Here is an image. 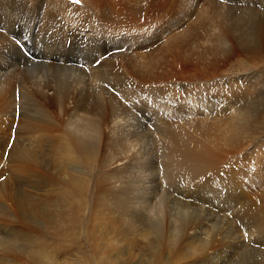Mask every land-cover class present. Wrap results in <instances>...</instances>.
<instances>
[{"label": "bare ground", "instance_id": "bare-ground-1", "mask_svg": "<svg viewBox=\"0 0 264 264\" xmlns=\"http://www.w3.org/2000/svg\"><path fill=\"white\" fill-rule=\"evenodd\" d=\"M83 2L81 8L66 0H0V221L8 226L15 223L11 210L25 227L23 232L0 231V264H13L15 257L22 256L35 264H56L46 244L36 248L33 243L42 233L54 235L66 223L75 230L80 227L77 230H84L89 240L80 264H93L100 254L104 258L105 251L96 247L92 232L86 229L98 227V218L92 223L89 219L86 226L83 219L89 198L103 213L99 219L110 221L106 234L114 240L113 249L124 243L144 246L140 264H156L167 245L175 251L181 246L176 234L183 236L186 231L190 240L179 249L189 256L186 264H224V255L219 260L218 252H209L210 239L199 241L190 232L191 224L203 231L199 221L200 226L194 221H175L173 212L167 213L165 233L158 230L156 234L138 221H129L132 200L144 207V202L157 198L159 190L155 194L153 190L159 183L144 178V184L132 187L136 184L131 180L133 167L126 164L143 144L146 120L140 107L146 103V88H162L158 97L168 99L167 103L185 101L161 115L163 124L157 135L162 145L159 158L165 167L162 181L182 182L185 195L200 199L241 196L245 206L239 213L254 224L250 225L254 237L264 236V208L258 202V198L264 200V194L255 193L250 199L256 200L250 203L247 196L252 192L242 189L249 169L243 163L253 155L252 162L264 159L263 153L256 154L264 146V87L250 88L257 74L247 67L264 63V0H206L198 15L191 17L189 36L162 38L163 46L160 42L157 50L140 55L125 51L131 43L123 33L130 25L142 26L143 15L144 21L150 20L154 9L162 16L176 3L182 7L190 0ZM234 3L237 5L230 12L226 7ZM69 40L71 47L66 50L63 46ZM53 49L58 53L51 59L48 55ZM111 50H118L115 58L106 55ZM175 66L178 71L157 73ZM174 70L180 74L178 80H173ZM231 71L249 79L250 84L236 87L231 80L229 88H222L216 79L224 82L228 74L216 79L209 76ZM123 72L125 76L120 74ZM207 77L211 79L204 81ZM184 82L190 83V96L184 99L166 90ZM164 108V104L158 105L160 114ZM128 115L133 145L124 125ZM171 115L183 120L175 122ZM199 136L207 140L199 141ZM256 138L258 142L249 151L246 141ZM113 164L118 169L107 171ZM263 165L255 171L262 178ZM47 186L58 192L33 194ZM162 189L159 194L164 193ZM101 260L102 264H115L106 257Z\"/></svg>", "mask_w": 264, "mask_h": 264}, {"label": "rangeland", "instance_id": "rangeland-1", "mask_svg": "<svg viewBox=\"0 0 264 264\" xmlns=\"http://www.w3.org/2000/svg\"><path fill=\"white\" fill-rule=\"evenodd\" d=\"M66 2L69 5H76L81 8H82V5L84 4L83 0H78V2H73V0H66ZM204 2H206V0H200V1L190 0L188 4H183L182 7L181 5L175 6L178 4L176 3L175 5L172 6V8L164 12L163 13L164 15L161 14L162 16H160V11L158 9H154L153 15L152 14L150 15L151 17L150 20L144 21V15H143L142 26L130 25L129 27L130 29L127 32L123 33V36L127 37V43L128 42L131 43L130 47H128L127 50L125 51L127 52V54L140 55L141 53L143 54L148 50L149 51L157 50L158 48L157 46L160 42H161L160 45L163 46L164 44L163 39L166 37H170V36L173 37V36H180V35L189 36L190 35V24L193 23V19L191 17L195 18L198 15V12L200 11L199 6L204 5ZM236 5L237 4L234 3V4H231L230 6H227L226 8L230 12H232ZM67 29H69V26H66L65 30L68 31ZM83 34L87 36L90 35L89 33H85V32H83ZM68 43H69L68 45L63 46L65 47L66 50H69L71 47L70 40ZM110 43L112 45V42ZM228 48H231V45L228 46ZM131 50H132V53H130ZM117 51L118 50H114V51L111 50L106 55L109 54L111 58H115L114 56H116ZM135 51H138L140 53L135 52ZM57 53L58 51L53 49V51L49 53L48 57L51 59L55 58L57 57ZM78 54L80 55L81 53H78ZM154 54L156 55L157 53H154ZM36 55H37V51L33 53L32 58H35ZM49 58L45 60L48 62H51V59ZM230 64H231V61H230ZM247 67L248 69L255 70V74H257L255 78L257 80H253V84H250L249 79H246L247 81H245L243 76L236 74V72L234 71H231L229 73H222V74L220 73L217 75L211 73L209 76H212V77L214 76L213 79H216L215 77L228 74L224 82L223 81L221 82L220 79H216L222 88H229L228 83L231 80H234V84H236L235 85L236 87H244V84H245L244 82H246L245 85L250 84V88H253V86H255V88L259 86V89L263 88L264 87V83H263L264 82V63L260 65V67H256V68H254L251 65L250 66L248 65ZM119 68L121 69V67ZM174 68L176 69V71L179 70V67L176 68L175 66L169 71H167L166 69L165 70L159 69L160 71L159 72L157 71V73H161V72L169 73V72H172ZM120 71H122V69ZM242 71L244 70L242 69L241 72ZM120 74L125 76V72L120 73ZM176 74L177 73H175V70H174L173 80L175 78L177 80L180 78L179 77L180 74L178 73L177 76ZM209 79L211 78L207 77L204 81H208ZM176 82L177 81H175V83ZM192 83H198V82H192ZM180 84L181 83H177L175 87H173L174 89H166V88H163V89H166L171 93L177 92V96L178 97L182 96L183 99L185 98V96H190V83L188 86L186 85L187 82H184V84H181L182 86ZM160 89L153 88V87L146 88V94H147L145 98L146 103L145 105H143V107H140V111L143 113L142 119L146 120V122L143 123V128H145V134H143V138H142L143 142H141V144L142 143L143 144L137 148L139 150L138 153L137 152L133 153L130 156L129 160H127L128 162L126 165L132 164L131 167H133L132 172H131V175H132L131 180L133 181V183H136V184H133L132 187L136 186L137 183L138 185L139 184L142 185V183L144 184L143 181L145 178L146 181L148 182L151 181L152 184H154V182L159 183L153 190L154 194H155V190L157 189L161 191V188H163L162 192L163 190L165 191L163 194L161 192L159 194V191H158V195L156 194L157 198L155 200H152L151 201L152 203L144 202V207L141 202L136 203L138 202L137 200L135 201L132 200V204L130 208L131 212L129 213L127 218L129 219V221L130 220L138 221L139 225L143 228H148V227L151 228V233H155L158 230H160L162 233H165V229L166 227H168V223H167L168 221L166 222V220H168L167 213L173 212L175 216L173 217V219H175V221L176 220L179 221L180 219L187 220L189 223L191 221L192 222L194 221L193 223L197 224L198 226H200L203 223L202 224V226H204L203 231H197L194 228V224L193 225L191 224L190 229H189L190 232L193 234L196 233L197 234L196 238L199 241H204V239L205 240L210 239L209 240L210 242L209 252L212 254H216V255H218L219 253V255H221L219 257V260L224 255L225 257L224 264H259L262 261L264 262V236H262L263 235L262 234L259 237L258 236L254 237L255 235L252 234L253 229L251 227L254 224H252L249 220H246L244 218V215L242 216L239 213L240 211L238 210V209L244 208L245 199L235 194H233L232 196H227L224 199L223 197L222 199H217L215 197H212L211 195H209V197L207 196L208 198L204 197V199H200L196 195H193V197H190V196L185 195L184 192H182L183 190H185V186L182 184V182H176L174 184H171L170 183L171 181L169 180V178L168 180L170 182L162 181V179L165 178V176L163 175L165 167L164 165H162L163 161L159 158L160 152H162L160 148L162 145L160 146V142L158 143L159 139L157 135V132H158L157 129H159L160 125L163 124L161 115H163L165 110L170 107L179 108L180 106L185 104V101L173 99V103L171 105V103H167L168 99L158 97V93ZM157 104L165 105V108L161 114L158 111ZM67 105L71 106V103L69 102L67 103ZM132 115H133V110L131 111V117ZM172 120L180 123L181 121L179 120H183V119H179L178 117L173 116ZM129 123H130V115H128L126 118V121H124V125L126 126L129 139L132 140L130 141L131 142L130 144L132 143L136 144L135 142H133V139L131 137L132 127L128 125ZM59 134L60 132L58 131L56 135H59ZM195 140L197 141V139ZM205 140H207V137L199 136V141L204 142ZM258 140L259 138H256L253 141H250V139L247 140L246 144L249 145L247 149L249 151H252L253 144L257 143ZM262 141H264V138L262 139ZM263 144L264 143H262V145ZM140 148L144 151H142ZM6 149H7V146L5 147V150ZM258 152L259 153H256V154L259 155L263 153L264 155V146L261 148L258 147ZM233 153L235 154V151H232L230 153L229 158L232 159L233 155L231 154ZM101 155L104 156V154L102 153ZM252 159H254V155L252 156L251 160ZM251 160L248 161L247 163L245 162L243 163V165L248 166L249 169L247 170L248 177L246 179L243 178V180L244 179L245 180H244V185L242 189L245 188L244 191L248 190V192H252L250 193L251 195L248 194L247 202H250L251 200H252L251 202H254L256 199H250V198H255L256 194H259V195L264 194V178H262L263 175L261 172L259 175L255 172L257 169V166L260 167L263 164L264 159L261 158L259 163L254 160L252 162ZM2 162L3 164H5L4 159L2 160ZM83 168L85 169L83 170V172L86 171L87 177H88L90 175L88 173L89 172L88 168L85 165L83 166ZM114 169L116 170L118 169L117 164H113L112 168L108 169L107 171L109 172L112 170L115 171ZM98 171L100 172L99 169L94 170V172H98ZM124 174H126L128 178H130L127 172L126 173L124 172ZM5 178H7V175L3 177V180H5ZM155 178L157 179L159 178L158 181ZM11 180L13 182L14 181L20 182L15 179H11ZM161 181H162V185L160 184ZM30 184L32 183H29L28 185ZM58 188L55 189V187L47 186L45 188H42L38 192H35L34 190L33 194L43 196V195H46V193L58 192ZM29 190L32 191L30 187H29ZM148 198L150 199V197ZM260 200L261 199L258 198V202L260 206L264 208V200L262 201ZM85 204L88 205V207H85L84 208L85 210L83 211V219L84 221H86L85 226L88 225L89 219L92 218L91 219V223H92L95 216L98 218V224H97L98 227L90 226V227H87L86 229H89V231L92 232V240L94 241V244L96 245V247L100 250L105 251L104 258L106 257V260L109 262L111 261L110 259H112L111 262L115 261V264H140L142 257H143V250L145 251L144 246L141 245L139 242L131 243V244L124 243V245L120 244L117 246V248L113 249V247L110 246V244L113 243L114 240L112 239L111 236L106 234V232H109L110 221L99 219V217L103 216L101 215L103 213L99 211L100 209H96L95 205H97V203L93 201V198H89L88 202H86ZM139 204L141 205L139 206ZM136 205L139 207L137 208ZM94 210L98 211V214L94 213ZM236 211H238V213ZM10 213H12L15 223H11L8 226L9 223L3 222L4 220H1L0 221L1 234L3 233V230L11 231V233L14 232L15 230H22L23 232V229H25V227L20 217H16V215L11 210H10ZM176 225L174 226L176 227V229H178ZM63 226L65 228L56 231L58 235L56 233H54V235H48L47 233L45 234L42 233L39 237L35 238L36 240H34L33 245L36 248H40L41 244L43 243L46 244L45 247L46 249L48 248V251L50 253H52V256L54 257V261H56V264H80L79 261H81V258L83 256L87 255L85 253H87V250L90 247L87 245L89 240L87 239L86 232L84 230L83 231L77 230L80 227H78L75 230L72 227H69L67 223L64 224ZM179 233L176 234V237L179 240L178 244H180L181 246L176 247L175 251H170L167 245V251L161 254L162 257L157 261L156 264H186L187 258L189 256L185 254L184 252L180 253L179 249L182 248L183 243L185 246V244L187 243V240H190V238L187 239L186 237V235H188L187 231H186V234H184L183 236H181V234ZM77 245L79 246L77 247ZM83 245H86V246H83ZM108 247H111V248L109 249ZM210 249L214 250V252L213 251L211 252ZM81 254L83 256H81ZM15 258L16 259L14 260L13 264H35L34 261L29 262L27 260L28 258L25 256H22L19 258L15 257ZM101 258L104 259L103 256L101 257V254H100V258L98 257L97 261L93 262V264H99V263L102 264L103 261L101 260ZM107 258H110V259H107ZM117 261L118 263H116Z\"/></svg>", "mask_w": 264, "mask_h": 264}, {"label": "snow or ice", "instance_id": "snow-or-ice-1", "mask_svg": "<svg viewBox=\"0 0 264 264\" xmlns=\"http://www.w3.org/2000/svg\"><path fill=\"white\" fill-rule=\"evenodd\" d=\"M73 2H78V0H73Z\"/></svg>", "mask_w": 264, "mask_h": 264}]
</instances>
